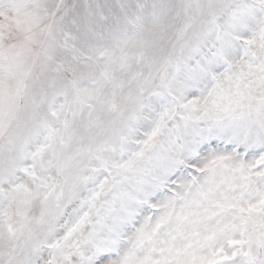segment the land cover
I'll list each match as a JSON object with an SVG mask.
<instances>
[{"label": "snow or ice", "instance_id": "1", "mask_svg": "<svg viewBox=\"0 0 264 264\" xmlns=\"http://www.w3.org/2000/svg\"><path fill=\"white\" fill-rule=\"evenodd\" d=\"M0 264H264V0H0Z\"/></svg>", "mask_w": 264, "mask_h": 264}]
</instances>
